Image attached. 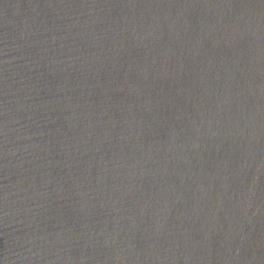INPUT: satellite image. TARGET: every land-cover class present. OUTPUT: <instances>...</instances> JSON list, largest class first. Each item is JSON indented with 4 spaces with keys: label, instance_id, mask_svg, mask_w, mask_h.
<instances>
[{
    "label": "water",
    "instance_id": "water-1",
    "mask_svg": "<svg viewBox=\"0 0 264 264\" xmlns=\"http://www.w3.org/2000/svg\"><path fill=\"white\" fill-rule=\"evenodd\" d=\"M0 264H264V0H0Z\"/></svg>",
    "mask_w": 264,
    "mask_h": 264
}]
</instances>
